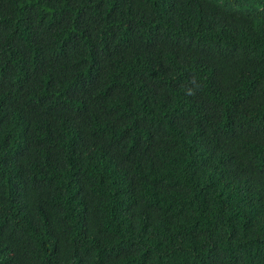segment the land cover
Segmentation results:
<instances>
[{"label":"trees","instance_id":"trees-1","mask_svg":"<svg viewBox=\"0 0 264 264\" xmlns=\"http://www.w3.org/2000/svg\"><path fill=\"white\" fill-rule=\"evenodd\" d=\"M0 264H264V0H0Z\"/></svg>","mask_w":264,"mask_h":264},{"label":"clouds","instance_id":"clouds-1","mask_svg":"<svg viewBox=\"0 0 264 264\" xmlns=\"http://www.w3.org/2000/svg\"><path fill=\"white\" fill-rule=\"evenodd\" d=\"M18 17L22 15H17ZM78 86H75V88ZM68 88H60L58 90L61 93V100L63 101L62 106L58 107L57 105L48 104L45 110V125L52 124L57 114L63 117V122L57 132V137H60L65 132H70V121L71 118L77 116H85L89 119L90 122L99 123L98 130L94 136H86L85 139L80 140V146L82 150L93 151L97 147H105L107 141L118 131L119 125L122 120L119 117V114L113 116V113L118 111L120 107L115 109L107 108L106 105H97L94 99H90L85 95L80 94L79 92L73 96H69L67 99L64 98L65 92L67 93ZM35 95V94H33ZM33 98V97H32ZM116 138L114 137L113 140ZM105 155H102L96 158L94 161L104 165ZM108 165L113 167L114 173L117 175H124L121 167L113 162L112 159L108 161ZM105 168V167H104ZM158 185L164 189L168 185L165 181L164 176L161 177L158 181Z\"/></svg>","mask_w":264,"mask_h":264}]
</instances>
